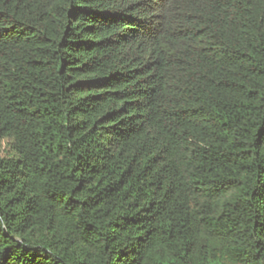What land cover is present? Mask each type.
I'll return each instance as SVG.
<instances>
[{
    "label": "trees",
    "instance_id": "obj_1",
    "mask_svg": "<svg viewBox=\"0 0 264 264\" xmlns=\"http://www.w3.org/2000/svg\"><path fill=\"white\" fill-rule=\"evenodd\" d=\"M0 264H264V0H0Z\"/></svg>",
    "mask_w": 264,
    "mask_h": 264
}]
</instances>
